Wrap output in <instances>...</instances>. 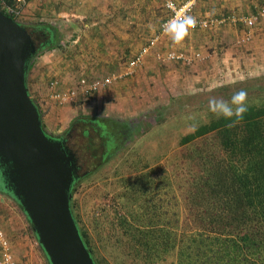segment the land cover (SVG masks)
Wrapping results in <instances>:
<instances>
[{
    "label": "trees",
    "instance_id": "obj_1",
    "mask_svg": "<svg viewBox=\"0 0 264 264\" xmlns=\"http://www.w3.org/2000/svg\"><path fill=\"white\" fill-rule=\"evenodd\" d=\"M4 3L17 9L14 0ZM8 17L19 23L15 15ZM38 28L51 33L47 25ZM56 41L49 38L38 53L54 48ZM261 83L243 82L229 93V100L240 89L248 93V111L239 123L229 127L231 121L208 111L207 121H199L192 132L181 137L180 158L167 181L175 194L167 196L165 212L157 213L162 203L157 207L153 199L146 201L145 191L136 192V185L125 188L120 209L126 213L110 221L115 230L108 237L113 239L108 247L111 263L91 241L72 199V216L95 264H129L125 256L138 264H158L170 257L174 264H264V78ZM113 123L98 117H77L71 127L80 131L81 137L86 135L85 139L92 133L97 135L105 148L107 135L100 126L110 124L117 150L130 131ZM104 153L102 159L107 160L109 152L105 149ZM81 180L74 182L72 196ZM176 194L181 215L171 213L178 207Z\"/></svg>",
    "mask_w": 264,
    "mask_h": 264
},
{
    "label": "rangeland",
    "instance_id": "obj_2",
    "mask_svg": "<svg viewBox=\"0 0 264 264\" xmlns=\"http://www.w3.org/2000/svg\"><path fill=\"white\" fill-rule=\"evenodd\" d=\"M30 2L31 7L22 9V17L25 19H22L23 23L21 19H17L19 24L25 28H30L33 24L35 25L37 23H49L54 25V27H58L61 39L59 44L65 45L62 46V49L65 48L67 45L66 39L73 36L72 28L63 22L62 18L51 19L47 15V12H42V7H40L41 9L39 8V11L34 10L32 1ZM150 2L155 18L161 22L165 14L161 1L151 0ZM217 3L214 6L208 4L203 5L198 8V12L220 14L231 10V3H227L230 5ZM234 13L236 12L234 11ZM188 35H190V32ZM144 39L147 38L141 36L139 42L135 41L136 44L139 43V48L144 44ZM189 40H192V38L189 37ZM183 43L184 41L180 44H174L172 40L171 42L165 41L164 45L159 44L158 46L157 44V48L155 47L153 49L154 51L151 50V53L157 59H161V57L167 59V56L172 53L167 51H173L176 52L174 53L176 56L182 54L185 57L182 60L176 58L172 60L167 59L166 62L160 64L153 56L152 59L155 61L154 65L162 67L166 70V73H162L164 71L163 69L159 73L155 70L160 69H148L147 66L153 64L152 62L144 64L146 67L142 66L143 64H139L128 79L126 76H123L124 78L119 79L120 81L117 79L114 80L107 88L101 90L100 97L102 98L100 101L96 99L92 106L85 108L84 114L79 113L78 116L72 119V123L80 115H86V117L98 116L101 119H104V117L117 119V105L114 102L116 99H112L114 93L111 91V88L115 85L121 89L120 84L117 82L127 81L126 86H128L129 91L132 90L131 97L129 95V101L132 102V105L128 107L131 113L122 115L121 119L130 121L131 119L138 118L142 119V122L139 123V127L138 124L129 122V124L136 125L138 130L135 131V127L131 130L132 132L129 133L128 138H126L127 141L122 147L116 150L117 140L114 136L113 127L110 124V128L105 124H103V127L100 126L102 130H105V134L107 135L105 136L104 134L107 139V146L105 145V148L102 142L96 137L97 135L93 133L87 139L84 138L86 135L81 137L80 131L78 132L74 127H71L72 123L68 125L64 132L56 136L65 137L69 135L71 146L78 154L79 161L82 165V180L79 182L72 198L76 203L75 212L78 214L85 230L91 236V241L98 247L109 263H111L113 256L110 255L108 247L113 242V239L108 240V237L115 231L114 227L112 229L110 221L116 216L126 213V209H120L121 203L123 204L124 202L120 195L124 193L125 188L128 187L130 189L131 186L136 185L133 186V188H136V192L145 191L144 196L146 201L153 199V203L157 207L162 203L163 207L158 209L157 213L165 212L167 196H171V193L175 194L173 185L167 186V181L171 179L169 172L180 158V149L178 147L181 137L192 132L199 121H207L209 115L208 101L210 97L230 101L228 97L229 93L235 91L237 89L236 86L240 84L239 81L227 85L218 84L220 83V78L218 80L213 77H211L213 79H210L209 83L206 82L205 80L208 79L212 70L208 69V63L210 61L208 63H205V61H208L207 59L214 54L213 50L206 47L205 53L208 52L209 56L206 58L200 56V60L196 62L194 59L188 64L184 60L193 59L191 58L193 50L187 51V48H182ZM221 47L222 45L220 44L219 49ZM217 54H214V56L218 57ZM159 56L161 57L159 58ZM55 58L57 59L58 57ZM69 60L70 58L67 57L65 63L72 64L75 67L76 64L70 63ZM89 60L95 61L92 58ZM50 61L47 57L43 66L39 67V83L43 89L47 88V81L55 73V71L46 69V66L52 63ZM125 62V58L121 59L119 66H122L121 64ZM206 64L208 65L206 66ZM87 72L85 76L81 74V76L87 79L86 81L101 80L98 74ZM107 75L112 76V73L109 72ZM115 75L116 77L118 76L117 74ZM215 79L216 81L214 82ZM242 81H247V79ZM248 81L252 84H260L262 82L261 79L255 81L253 78L248 79ZM119 87L117 88V92L120 93ZM118 97H122V99L126 98L124 95ZM94 99L92 98V101ZM90 102L87 101V103ZM110 102L114 105H109ZM105 149L109 152L107 160L102 159L103 154H105ZM177 202L178 207L174 206L171 213L181 215V201L178 196ZM172 205H174V202H172ZM24 225L28 226V223L16 202L9 196L0 194V230L4 233L9 244L14 242V238L20 240L27 233L28 236L23 239V242L21 240V250L27 252L26 255L28 258H33L36 255L30 253L29 250L31 249L30 244L32 242V238L30 237L31 230L23 231L22 227ZM24 243L25 246H22ZM102 247L105 249L101 250ZM13 257L16 264H18L19 262L17 263L14 254ZM124 259L129 264H138L137 260L130 256H125ZM174 261L175 259L170 257L165 261L158 262V264H174Z\"/></svg>",
    "mask_w": 264,
    "mask_h": 264
},
{
    "label": "crops",
    "instance_id": "obj_3",
    "mask_svg": "<svg viewBox=\"0 0 264 264\" xmlns=\"http://www.w3.org/2000/svg\"><path fill=\"white\" fill-rule=\"evenodd\" d=\"M30 1H32L34 10L39 11V8L42 7V12H47V15L51 17V19L62 18L63 22L67 23L72 28L73 34V36L66 39L67 45L62 49V46L65 45L59 44L61 39L58 27H54V25L49 23H37L35 25L33 24L30 28L26 27L27 29L39 31V25H47L51 29V33L49 34L50 31L48 32L49 38L57 39V44L54 48L38 53L36 59L32 61L31 68L27 73L26 84L28 92L39 110L42 126L46 135L56 137L59 133L64 132L68 125L72 123V119L75 116H78L79 113L84 114L85 108L92 106L96 99H99V101L101 100V91L96 96L92 97L95 98L93 101L92 98H78L73 103L65 105H58L51 98L53 93L67 92L78 88L81 80H87L85 77L81 76V74L85 76L87 71L93 72V70H95L93 73L98 74L100 79L107 77L108 75L106 76V74L109 72L112 73L113 77H116L115 74H117V80L122 79L119 78V76L122 75H126L128 79V77L133 74L135 68L138 67L129 68L128 64L137 57L138 53L143 49H147V52L142 56L137 65L143 64L142 66L146 67L144 64L152 62L153 64L148 65L147 68L151 70L160 69L155 71L157 73L162 72V67L154 65L155 61L152 59L154 54L151 53V50H153L157 44L158 46L159 44L164 45L165 41L171 42L172 39L161 27L168 18V13L163 8L165 14L162 17V21L159 22V19L157 20L155 18L154 12L152 11L151 0H23V2L19 4L20 8H18L17 11V19H21V22L22 19H25L22 17V9L31 7ZM174 1L180 4L185 0ZM226 1L227 0L201 1L193 9L192 15L197 20L221 19L229 14L245 16L256 13L261 5L260 0ZM217 2L222 4L231 3V10L233 11L230 10L220 14L198 12V8L201 6L207 4L214 6L218 4ZM234 11L236 13H234ZM189 32L190 35H188L187 39L185 37L183 40L184 43L182 44V48H187V51L193 50V53H191L192 56L198 54L202 58H206L209 56L208 52L205 53L206 47L213 50L214 54L219 53L217 54L218 57L212 54V56L207 59L208 61H205V63L210 61V63H208L209 65L206 64V66L208 65V69L212 70L208 79L205 80L206 82L209 83L211 77L218 80L220 78V83L218 84L223 85L236 83L238 81L239 83H243L251 78L255 81L264 78L263 24L251 31V40L242 46L236 45V41L239 40L245 32L243 24L239 22L218 25L208 30L189 29ZM141 36L147 39H144V44L139 48V43L136 44L135 41L139 42ZM189 37L192 38V40H189ZM220 44L222 47L219 49ZM132 52L135 53L133 54ZM167 52L176 53L173 51ZM130 53L133 55H130ZM47 57L52 63L46 66V69L55 71V73L50 77L51 79L47 81V88L43 89L39 83V67L43 66ZM55 57L58 58L56 59ZM67 57L70 58V63L76 64L75 67H73L72 64L65 63ZM160 57L161 56H159V58ZM91 58L95 61L91 60L93 61L91 62L89 60ZM123 58H125L126 62L121 64L122 66H119L120 60ZM154 58L158 60L160 64L167 61L166 58L162 57L161 59H157V57L154 56ZM89 61L90 63H88ZM195 61L197 62V60ZM88 65L90 66L87 67ZM163 70L162 73H166V70ZM244 79H247V81H242ZM126 82L127 81L121 83L117 82L120 84L121 89L119 86L115 85L111 88V91L114 93L112 99H116L114 102H116L115 104L117 105V119H109L108 117H104V119L113 121L117 124V127H125V129L131 133L134 127L135 131L138 130L139 123L142 122V119L134 118L130 120L131 123L138 124V127L129 124L130 121L121 119L122 115L131 113L128 107L132 105V102L129 101V95L131 97L132 90L129 91ZM52 83L54 85L51 87ZM118 87L120 93L117 92ZM122 95L126 96V98L122 99V97H118ZM87 101L92 102L87 103ZM103 104L106 105L105 103ZM109 105L114 104L110 102ZM79 117H86V115H80ZM0 194L9 196L3 191L0 192ZM22 214L28 223V219L23 211ZM28 226L24 225L22 230H31L29 223ZM27 236L28 234L26 233L25 236H22V239L18 240L14 238V242H10L17 263L49 264L43 250H41V247L37 244L36 236L32 230L30 235L32 238L30 244L31 249L29 250L30 253H34L36 257L28 258L26 255L27 252L21 250V240L23 242V239ZM22 246H25V243Z\"/></svg>",
    "mask_w": 264,
    "mask_h": 264
},
{
    "label": "water",
    "instance_id": "obj_4",
    "mask_svg": "<svg viewBox=\"0 0 264 264\" xmlns=\"http://www.w3.org/2000/svg\"><path fill=\"white\" fill-rule=\"evenodd\" d=\"M38 51L31 33L0 10V187L22 208L49 264H95L70 209L77 157L45 134L28 92Z\"/></svg>",
    "mask_w": 264,
    "mask_h": 264
},
{
    "label": "built area",
    "instance_id": "obj_5",
    "mask_svg": "<svg viewBox=\"0 0 264 264\" xmlns=\"http://www.w3.org/2000/svg\"><path fill=\"white\" fill-rule=\"evenodd\" d=\"M16 3L17 9H11L8 8L4 0H0V10L5 11L8 16L10 15H15L17 17L18 8H20V5L23 0H14ZM162 3L163 8L165 11L168 13V18L162 25V29H164V26L170 21V20H180L184 16H192V11L196 7V5L204 0H185L184 2L178 4L174 0H160ZM205 1H214V0H205ZM227 1H235V0H227ZM261 5L259 6L258 10L254 14L250 15H245V16H237L234 14H229L226 15L225 17L221 19H201V20H196V26L195 28H189L190 30H208L211 28H214L218 25H225L228 23H242L245 32L244 35L236 41L237 46H242L246 43H248L251 38H252V30H255L257 27H259L261 24L264 25V0H260ZM19 6V7H18ZM153 44V43H152ZM147 52V49H143L140 53H138L137 57H135L129 64V68H133L135 66H138L137 64L140 62L142 56ZM180 59L182 60L185 58L182 54L179 56H176L174 53H171L167 56L168 60L172 59ZM190 60H184L188 64L195 60H200L201 57L198 54H195L192 56ZM122 75L119 76V78H122ZM118 79L117 77L113 76H108L105 77L101 80H95V81H86V80H81L79 82L78 88L67 91V92H57L53 93L51 95V98L55 101L56 104L58 105H65V104H70L73 103L75 100L78 98L82 99H89L96 94H98L102 89L107 88L114 80ZM54 84H51V87ZM0 248H1V258H0V264H16L11 247L9 244V241L5 237L4 233L0 230Z\"/></svg>",
    "mask_w": 264,
    "mask_h": 264
},
{
    "label": "clouds",
    "instance_id": "obj_6",
    "mask_svg": "<svg viewBox=\"0 0 264 264\" xmlns=\"http://www.w3.org/2000/svg\"><path fill=\"white\" fill-rule=\"evenodd\" d=\"M195 26V17L184 16L180 20H170L164 26V31L174 44H180L188 36L189 28H195ZM247 98L248 93L244 89L234 92L230 101L210 97L208 109L216 118L231 121L228 126L232 127L243 120L245 113L248 111Z\"/></svg>",
    "mask_w": 264,
    "mask_h": 264
},
{
    "label": "flooded vegetation",
    "instance_id": "obj_7",
    "mask_svg": "<svg viewBox=\"0 0 264 264\" xmlns=\"http://www.w3.org/2000/svg\"><path fill=\"white\" fill-rule=\"evenodd\" d=\"M31 35H32V38L34 39V41L36 42V44L38 45V49H40V47L46 43L49 39V35L46 33V32H43L41 30H32V29H27ZM58 139H62L65 141L66 145L69 147L70 150H72V152L75 153L76 157H77V160H78V171H79V175L80 177L82 178V165L79 161V158H78V154L76 151H74V149L72 148L71 146V143H70V136L69 135H66L65 137H57Z\"/></svg>",
    "mask_w": 264,
    "mask_h": 264
}]
</instances>
